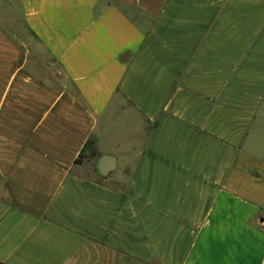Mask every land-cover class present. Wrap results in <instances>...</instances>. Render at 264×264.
<instances>
[{"label": "crops", "instance_id": "crops-1", "mask_svg": "<svg viewBox=\"0 0 264 264\" xmlns=\"http://www.w3.org/2000/svg\"><path fill=\"white\" fill-rule=\"evenodd\" d=\"M0 264H264V0H0Z\"/></svg>", "mask_w": 264, "mask_h": 264}, {"label": "water", "instance_id": "water-1", "mask_svg": "<svg viewBox=\"0 0 264 264\" xmlns=\"http://www.w3.org/2000/svg\"><path fill=\"white\" fill-rule=\"evenodd\" d=\"M115 169V159L111 156L102 155L98 158L96 163V172L100 176H107Z\"/></svg>", "mask_w": 264, "mask_h": 264}, {"label": "rangeland", "instance_id": "rangeland-1", "mask_svg": "<svg viewBox=\"0 0 264 264\" xmlns=\"http://www.w3.org/2000/svg\"><path fill=\"white\" fill-rule=\"evenodd\" d=\"M90 148V147H88ZM91 160H94V156L92 155V157L90 158ZM81 160V159H80ZM93 166V163L91 164ZM90 170L94 171V167L90 168Z\"/></svg>", "mask_w": 264, "mask_h": 264}, {"label": "trees", "instance_id": "trees-1", "mask_svg": "<svg viewBox=\"0 0 264 264\" xmlns=\"http://www.w3.org/2000/svg\"><path fill=\"white\" fill-rule=\"evenodd\" d=\"M81 157V156H80Z\"/></svg>", "mask_w": 264, "mask_h": 264}]
</instances>
